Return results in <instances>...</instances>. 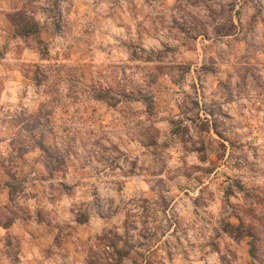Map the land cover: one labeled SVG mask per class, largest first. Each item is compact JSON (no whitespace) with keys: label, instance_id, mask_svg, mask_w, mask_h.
I'll return each instance as SVG.
<instances>
[{"label":"rangeland","instance_id":"obj_1","mask_svg":"<svg viewBox=\"0 0 264 264\" xmlns=\"http://www.w3.org/2000/svg\"><path fill=\"white\" fill-rule=\"evenodd\" d=\"M243 1L235 12L237 0H0V163L12 171L37 148L55 179L75 173L48 189L59 214L66 206L57 198L72 197L68 232L96 217L72 232L80 247L43 260L264 259V0ZM102 172L126 200L95 186ZM181 180L204 187L192 195ZM221 190V207L240 211L201 215ZM15 206L14 215L27 209ZM157 212L164 222L149 228ZM4 243L2 255L17 260L18 240Z\"/></svg>","mask_w":264,"mask_h":264},{"label":"crops","instance_id":"obj_2","mask_svg":"<svg viewBox=\"0 0 264 264\" xmlns=\"http://www.w3.org/2000/svg\"><path fill=\"white\" fill-rule=\"evenodd\" d=\"M20 158L12 171L8 170L4 163H0V219L7 213L13 215L8 224L0 222V264H60L52 257L43 260L41 255L44 252L52 253L58 250H65L68 254L73 248L80 247V243L76 241L78 236L72 232L77 233L75 231L82 229L84 225L90 226L96 221V217L89 216L88 222L80 223L77 227L74 226L76 230L68 232L65 226L68 222L74 223L70 202L72 197L68 193H62L60 198H57L61 205L66 206L64 208L66 212L59 214L53 209L54 204L51 198L53 194L48 189L52 181L69 182L75 173L69 171L62 178L55 179L57 173L52 175L46 169L37 148L28 150ZM26 179L32 182L28 183ZM19 182L24 183V195L15 201L12 199L11 191ZM32 190L35 191L34 194ZM15 204L26 206V211L14 215L12 208L16 207ZM42 208H45L47 212L45 216H39L37 212ZM8 236L20 243L15 261L7 255H2L7 248L4 239Z\"/></svg>","mask_w":264,"mask_h":264},{"label":"clouds","instance_id":"obj_3","mask_svg":"<svg viewBox=\"0 0 264 264\" xmlns=\"http://www.w3.org/2000/svg\"><path fill=\"white\" fill-rule=\"evenodd\" d=\"M193 162L198 163V161H195L194 157L191 160H189V164H191ZM113 179H116V177H114L111 173H109L107 176H105L104 173L102 172L100 174V176L97 178V182H96L95 186H102L104 191H105V193L108 196H110V197L117 196V194L115 192V186L109 183ZM181 183H186V184L189 185V187H192L194 189V192L192 193V195H195L199 191V188L204 187V185L197 186L194 181L188 182V181L181 180ZM259 183L264 185V179H261L259 181ZM172 187H174V185H172ZM213 191H215V188H213ZM209 195H210V193H208L207 190H206L205 191V198L207 199V197ZM237 195H239V194H237ZM219 197H223V191L222 190L219 193H217V200H216L215 203H213L211 200L208 201V203L211 205V207H209L207 209H202L201 215L207 216L208 213H212L213 216H215L216 218H219V216L221 214H227L228 212L240 211L239 208H230L228 203H224L223 207H221V203H220ZM121 199H125L126 200V198L123 197V195L121 194V195L117 196V200H116L117 204L121 203ZM224 200L227 201L228 198L224 197ZM185 203H188V201L185 200ZM232 203L243 205L244 201H242V200H233ZM128 207H132V206L129 205ZM181 207H182V205H181ZM191 207H192V205L189 203V210L191 209ZM133 210L134 211H140L139 209H133ZM179 210L180 209H177V211H179ZM122 211H127V208H123V206H122ZM169 211H171V209ZM181 215H184V212H181ZM141 219H144V218H141ZM146 219L148 221L147 226L149 228H154L156 224H161V223L164 222V217L162 215H160L159 212H157L155 215L148 216ZM208 219L212 221V224H208L206 222V224H205L206 228H210L215 223V220L212 219L211 216H208ZM189 236H191V233H189ZM205 238L206 237H202L200 239V241H197V242H201L202 243L203 239H205ZM252 239H253V242H255L256 237L253 236ZM253 250H255V249L253 248ZM161 259H163V257H161ZM194 259H195V257H193V260ZM165 264H167V261H165ZM259 264H264V259L259 260Z\"/></svg>","mask_w":264,"mask_h":264},{"label":"built area","instance_id":"obj_4","mask_svg":"<svg viewBox=\"0 0 264 264\" xmlns=\"http://www.w3.org/2000/svg\"><path fill=\"white\" fill-rule=\"evenodd\" d=\"M243 0H237V2L235 3V12H237L238 10L242 9L243 7ZM236 18V15H235ZM198 91L200 93V89L198 88ZM199 115L201 116V118H203L206 121H209L211 123V125L213 124V120L212 117L208 111V109L206 108V106L203 105L202 101L199 99Z\"/></svg>","mask_w":264,"mask_h":264}]
</instances>
